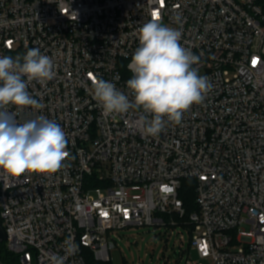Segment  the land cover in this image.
<instances>
[{
  "label": "built area",
  "instance_id": "1",
  "mask_svg": "<svg viewBox=\"0 0 264 264\" xmlns=\"http://www.w3.org/2000/svg\"><path fill=\"white\" fill-rule=\"evenodd\" d=\"M153 18L181 32L212 84L157 136L141 123L151 114H106L92 86L102 78L134 99L128 64ZM34 47L52 59L54 77L27 82L40 108L7 110L17 123L57 122L70 156L55 172L0 171L14 264H113L119 231L181 226L185 179L197 206L191 241L180 237L186 264H264V0H0V56Z\"/></svg>",
  "mask_w": 264,
  "mask_h": 264
},
{
  "label": "clouds",
  "instance_id": "2",
  "mask_svg": "<svg viewBox=\"0 0 264 264\" xmlns=\"http://www.w3.org/2000/svg\"><path fill=\"white\" fill-rule=\"evenodd\" d=\"M138 39L128 64L132 77L127 88L134 99L102 78L92 80L94 98L106 114L142 108L151 114V119L141 117L144 133L157 136L167 122L179 124L185 111L204 100L212 84L199 74L200 57L182 46L177 29L153 18L138 29ZM53 77V61L39 48L27 50L22 57L0 56V171L7 176L55 172L70 156L67 135L57 122L38 116L17 123L7 110L9 105L18 110L40 108L27 91V82L43 83Z\"/></svg>",
  "mask_w": 264,
  "mask_h": 264
},
{
  "label": "rangeland",
  "instance_id": "3",
  "mask_svg": "<svg viewBox=\"0 0 264 264\" xmlns=\"http://www.w3.org/2000/svg\"><path fill=\"white\" fill-rule=\"evenodd\" d=\"M181 236L184 243L191 241L190 232L182 226H144L121 230L114 237L116 247L111 251L112 263L186 264L190 252L183 248ZM191 255L194 261L198 260L195 251H191ZM201 264L211 263L209 259H204Z\"/></svg>",
  "mask_w": 264,
  "mask_h": 264
},
{
  "label": "trees",
  "instance_id": "4",
  "mask_svg": "<svg viewBox=\"0 0 264 264\" xmlns=\"http://www.w3.org/2000/svg\"><path fill=\"white\" fill-rule=\"evenodd\" d=\"M179 195L184 202L185 215L181 219H179L176 215L174 216V218L176 220H179L181 226L189 229L191 232L193 226L189 223V216L193 211L197 210V206L195 203L194 181L190 179L183 180V186L179 192ZM4 246V243L0 242V259H2L6 264H14L15 260L11 257L10 254L5 251ZM88 263L95 264L93 258H89Z\"/></svg>",
  "mask_w": 264,
  "mask_h": 264
},
{
  "label": "water",
  "instance_id": "5",
  "mask_svg": "<svg viewBox=\"0 0 264 264\" xmlns=\"http://www.w3.org/2000/svg\"><path fill=\"white\" fill-rule=\"evenodd\" d=\"M6 240V233L5 230L0 222V242H3Z\"/></svg>",
  "mask_w": 264,
  "mask_h": 264
},
{
  "label": "snow or ice",
  "instance_id": "6",
  "mask_svg": "<svg viewBox=\"0 0 264 264\" xmlns=\"http://www.w3.org/2000/svg\"><path fill=\"white\" fill-rule=\"evenodd\" d=\"M154 16H155V14H154Z\"/></svg>",
  "mask_w": 264,
  "mask_h": 264
}]
</instances>
